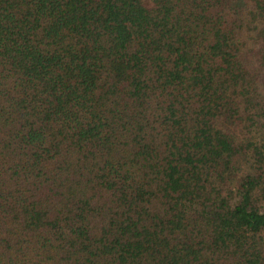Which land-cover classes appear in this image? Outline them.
Instances as JSON below:
<instances>
[{
  "label": "trees",
  "instance_id": "obj_1",
  "mask_svg": "<svg viewBox=\"0 0 264 264\" xmlns=\"http://www.w3.org/2000/svg\"><path fill=\"white\" fill-rule=\"evenodd\" d=\"M0 264H264V0H0Z\"/></svg>",
  "mask_w": 264,
  "mask_h": 264
}]
</instances>
